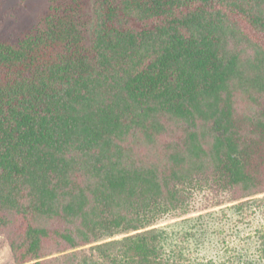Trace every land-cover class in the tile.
<instances>
[{
  "label": "trees",
  "instance_id": "1",
  "mask_svg": "<svg viewBox=\"0 0 264 264\" xmlns=\"http://www.w3.org/2000/svg\"><path fill=\"white\" fill-rule=\"evenodd\" d=\"M210 191L264 194V0H52L0 36L15 264H217L164 229L80 250L207 210Z\"/></svg>",
  "mask_w": 264,
  "mask_h": 264
},
{
  "label": "rangeland",
  "instance_id": "2",
  "mask_svg": "<svg viewBox=\"0 0 264 264\" xmlns=\"http://www.w3.org/2000/svg\"><path fill=\"white\" fill-rule=\"evenodd\" d=\"M51 1L0 0V36L13 43L17 42L25 30L39 24ZM200 179L203 182L209 177ZM201 198L199 207L207 210L180 219H168L141 231L99 241L80 250L89 251L94 246L111 244L164 229L169 235H176L177 239L172 241L173 246L185 257H199L202 261L214 260L217 264H264V194L252 198L255 202L250 199L251 202L243 204L232 202L228 195L211 191L202 194ZM220 201H223L224 205L216 207ZM245 201L248 200L243 202ZM200 223L207 227L206 232H202ZM195 231L197 232L194 233ZM200 234L202 238H199ZM199 239L201 244L195 242ZM72 252L74 251L68 253ZM60 256L54 255L47 260ZM0 264H15L10 245L4 235L0 236Z\"/></svg>",
  "mask_w": 264,
  "mask_h": 264
}]
</instances>
